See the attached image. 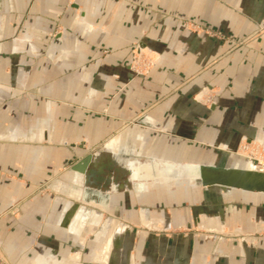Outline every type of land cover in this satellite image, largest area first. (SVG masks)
<instances>
[{"label":"crops","instance_id":"1","mask_svg":"<svg viewBox=\"0 0 264 264\" xmlns=\"http://www.w3.org/2000/svg\"><path fill=\"white\" fill-rule=\"evenodd\" d=\"M184 20L223 38L186 30ZM136 45L156 56V67L138 79L130 73ZM244 139L264 140V0H0V216L91 156L86 181L110 197L131 194L118 190L134 183L138 200H161L162 182L190 181L200 166L195 180L215 194L198 189V215H214L208 221L217 225L201 227L249 233L264 221V190L222 178L241 173L234 167ZM219 183L229 187L217 190ZM71 206L55 201L37 226L28 205L20 217L3 215L0 239L10 262L65 264L53 252L64 247L56 241L48 246L43 237L38 253L27 251L36 230L71 233ZM125 230L107 231L99 263L108 264L113 237ZM150 250L153 259L141 264H264V238L248 245L189 235Z\"/></svg>","mask_w":264,"mask_h":264},{"label":"rangeland","instance_id":"2","mask_svg":"<svg viewBox=\"0 0 264 264\" xmlns=\"http://www.w3.org/2000/svg\"><path fill=\"white\" fill-rule=\"evenodd\" d=\"M182 26L184 29L194 33H206L211 37L223 38L222 34L206 29L191 21H182ZM108 54L109 51H103V56ZM155 67L156 56L154 53L149 50H142L137 45L133 47L130 52V73L133 78L146 77ZM205 102L208 103L209 101L206 100ZM100 114L108 115L107 111H103ZM102 145L104 144L101 143L100 145L101 151L104 149L101 147ZM220 147L226 149L223 145ZM95 154L97 155V153L93 155ZM237 154L240 155L239 158L241 159L236 161V167L234 168L240 169L243 174L247 173L256 163L260 164L258 166L264 167V140L253 139L248 141L244 139ZM94 158L96 159V156ZM103 159L105 162H108L107 160L114 161L113 156L111 158L104 157ZM74 162L77 163L78 161H73L68 164L65 167L66 171L60 173L55 181L38 186L32 193L24 197V199L12 202V206L3 214L4 216L20 217L22 207L28 205L31 208L30 211L33 212V223L31 224L37 226L45 222L43 218L47 216L49 208L54 205L55 201L64 200L73 205L69 208V213L75 209L77 217L72 221L71 233L69 232L63 235L51 231L45 236L36 230L34 231L35 238L31 245L32 250L29 249L30 251H27L28 253H31V251L38 253L40 250L39 247L43 245L44 237V242L48 246H53L54 241L64 246L63 250L54 249L53 252L56 256L62 253L66 259L63 260L65 264H101L97 261V258L105 257L104 254L101 255L99 253H102V248L107 246L105 237L108 234L107 231L113 232L114 234L112 236H114L116 230L121 225L126 230L120 240L115 241L113 237L115 247L113 248L112 255L109 257L108 264H141L144 259H153L154 251L150 250V248L161 242L162 239H166L167 241H175V239H178L184 242L186 238H189V235H194L205 237L209 241L224 239L228 242L243 241L248 245H256L259 239L264 238L263 220L256 221L253 231L249 233L243 232L238 228L233 230L223 229L222 231L220 230L221 232L214 228H203L207 226V223L210 225L214 224V226L216 223L208 221V219H214V215L204 217L198 215L197 208L201 206L199 198L201 192L199 193L198 189L207 191L211 195H214L215 192H208L207 187L201 180H195L201 175L200 166L190 171L194 173L191 177H187L191 182L180 180L177 183H166L167 185L164 184L165 182H162L160 186L164 191L160 197L161 200L154 199L153 196L148 197L147 200H138L135 194L136 184L130 183L128 189L123 188L118 190L120 194L126 190H129L131 194L110 197L104 194L109 189L91 185L88 182L89 180H85L84 173L72 171L71 168L75 165ZM117 169V171H113V174L118 177L119 181L123 180L122 170ZM254 169L258 168L254 167ZM232 171L235 170L233 169ZM70 172H73L76 177L75 179L71 178L72 180H69ZM191 185H194V188ZM187 189L190 192L194 190L193 198L189 196L191 200L182 199L183 196L185 197ZM260 190L263 189H258V191ZM170 191L174 197L167 194ZM112 193L114 194V192ZM94 196L97 197L96 200ZM59 209H61L60 202L54 213H51L50 223L52 225H56ZM3 215L0 218L4 217ZM70 223L67 220L66 226L70 225ZM44 246L48 247L47 245ZM7 247L0 239V264H14L10 262L13 254L8 253ZM75 252L80 254V262L78 263L73 260ZM28 255L30 256L31 254ZM33 262H35L34 259L29 260V264H33Z\"/></svg>","mask_w":264,"mask_h":264},{"label":"bare ground","instance_id":"3","mask_svg":"<svg viewBox=\"0 0 264 264\" xmlns=\"http://www.w3.org/2000/svg\"><path fill=\"white\" fill-rule=\"evenodd\" d=\"M260 164H255L254 167L258 168V169H254V167L252 166L251 169L247 172V173H225L224 176H222L224 181H230L231 179H234L235 181H237L238 183L242 184L243 186L246 183H251V185L254 188H258V189H263L264 190V167L263 166H258ZM208 168V167H207ZM204 170V169H203ZM209 170V169H208ZM219 170V169H218ZM208 172V171H207ZM223 172V171H222ZM235 172V171H234ZM205 174V172H204ZM203 174V175H204ZM223 175V174H222ZM201 176V175H200ZM206 176V175H205ZM213 178V177H211ZM220 179V178H219ZM206 180V179H205ZM223 183V182H222ZM220 184V183H219ZM213 186V185H212ZM217 190H225L227 189L229 186L227 184H220L217 186H214ZM213 187V188H214ZM249 187V184H248ZM246 189V188H245ZM257 189V190H258ZM115 230V229H114Z\"/></svg>","mask_w":264,"mask_h":264},{"label":"water","instance_id":"4","mask_svg":"<svg viewBox=\"0 0 264 264\" xmlns=\"http://www.w3.org/2000/svg\"><path fill=\"white\" fill-rule=\"evenodd\" d=\"M92 160L91 156H87L86 158L82 159L81 161L77 162L75 165L72 166V171L78 173H87V168Z\"/></svg>","mask_w":264,"mask_h":264}]
</instances>
